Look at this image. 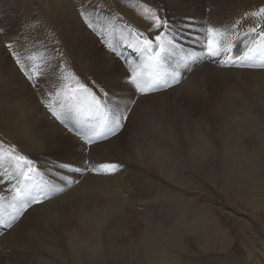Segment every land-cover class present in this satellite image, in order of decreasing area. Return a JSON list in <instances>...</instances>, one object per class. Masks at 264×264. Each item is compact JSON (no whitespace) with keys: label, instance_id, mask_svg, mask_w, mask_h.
I'll use <instances>...</instances> for the list:
<instances>
[{"label":"rangeland","instance_id":"rangeland-1","mask_svg":"<svg viewBox=\"0 0 264 264\" xmlns=\"http://www.w3.org/2000/svg\"><path fill=\"white\" fill-rule=\"evenodd\" d=\"M85 1L94 4L100 9L106 8L118 19H121L122 21H117V25L113 29L123 26V21H125L130 23L138 32L150 34L151 21L145 20L144 17L145 15L150 16L151 12L145 13V5H147L150 9H157L159 14L163 16V13L161 12L162 9L159 7V4L153 2L151 3L149 0ZM203 1L212 10L210 15L212 18L209 21V24L213 26H228L233 19L235 20L237 18H240L248 23H259L264 25V15L260 17L249 16L248 19H242L245 13L258 11L259 8L264 7V0ZM67 2L65 3L63 0H0V29L3 30L0 31V155H6L14 149L15 154H24L28 156V158L30 157L29 159L33 161V167L36 170L29 173V175L33 178L32 181L22 180L23 177H21L18 172L16 173V176L20 177L23 184L37 183L42 185L45 192L49 186H51L50 183H53L50 179L53 171L50 172L49 167H51V161H53L56 156L59 155L72 160L75 164L74 166L80 169H85L88 166L85 165L82 158L77 160L74 158L75 156L73 157L70 153H67L69 149L77 150L80 148L79 142L68 136L71 131L74 133L76 139L78 136L93 135L96 131H101V129L99 127L97 128L95 125L96 123H99V126L101 127L100 117L99 119L96 118L97 116L88 117L81 114L89 109L92 105V100L87 93L79 89V84H84L85 87L90 88L99 98V93L96 90L99 87V89H101V85L104 88L105 82L110 79V77L105 74L95 73L94 76L90 75L86 81L74 80L75 86H72L70 83L72 78H66L67 75L72 76L84 69H87V66L78 63L81 56L86 54L81 53V49H78L75 52L69 50L71 49L70 46L63 44L56 31L48 25L49 17H58L62 15V17H64L62 29L66 32H70L71 34L76 33L77 35H82L79 26L82 23H85L86 20L83 18L79 19L77 24L70 28L69 20L73 19V13L66 10L68 8ZM173 3L177 7L180 4H186L183 0H173ZM230 17L232 18L231 20ZM168 19L173 20L170 16ZM178 19L179 17H176L174 21ZM99 21L101 22V26H103L101 16L99 17ZM124 27L126 29L128 28L130 32H120L122 30L111 32L118 35L117 39L111 40L112 42L110 41L111 37H108V32L110 31H108L104 36L102 35V37L98 29L97 31L95 30V32L94 30L92 31L100 37V42H102L101 44H103L107 50L114 53L123 65L125 63L124 66L129 73H131V70L135 69L141 76L143 74L142 78H144V80H148L150 79L151 69L149 70L143 66L145 58L138 52L134 51L133 48L129 47V44L136 43L135 33L138 32L134 29L130 30L131 26L124 25ZM121 37H124V39L122 40ZM148 38L153 39L155 43V34L154 36ZM128 40L130 42H127ZM9 43H12L13 47L19 48L23 54L22 59L25 63L24 71H31L33 75H38V73L35 72V65L39 66L48 74L45 79L41 80L38 88L33 89L28 83H26L23 72L18 70L19 66L14 63V59L10 56L9 51L6 48V45ZM69 44H71V42ZM87 44H85L84 47H89ZM249 44L252 47H256V44L252 43L250 38ZM242 47L243 46L241 45L238 49H236V51H240ZM50 49H53L54 51ZM125 51L128 52L126 53ZM180 55H182V53H179L178 57ZM102 56L103 55L99 53L97 57L92 58L99 63L107 64L114 68L113 62L106 61L104 58L101 60ZM176 61L177 58L175 56H169L165 62V68L167 69ZM202 72L203 70L194 71V77L191 75V79L186 82V79H184L185 83L182 84L183 86L178 88L180 89V92H173L175 87L168 90H172L169 98L182 103L180 106H182L183 110L189 107L191 103L189 102L190 99H198L196 93H188V90L192 88L191 85H194L197 82L201 74L208 75L211 79H218L215 86L220 88L219 84L221 85L220 95L223 93L222 84L233 80L231 79L233 76L231 73H220V71L216 70ZM193 81L195 83H193ZM106 90L107 89L105 88L102 92L103 97ZM41 100L43 101V104L40 103ZM55 101H57V104ZM49 103L51 104L53 110L61 114L63 117V124L60 123V126L64 129V131H59L57 129V125L54 124L55 121H53L54 117H52L51 113L47 111L46 107H44V105ZM127 115L130 116L129 113ZM72 117L78 118V121L76 120V122L79 124L77 125L79 127H71L73 121L70 118ZM108 119H111V115H108ZM134 119L136 120H132L128 124L129 126H127L124 134L116 138L115 144L109 147H105L106 145L104 146L103 143L96 146L91 145L85 153L81 154V156L83 155L85 158H89L93 164L104 162L120 164L121 162H119V158H123L124 155L131 153L136 154L135 147L139 144L136 137L142 138L144 134L138 133V130L140 129L138 116ZM104 126L103 127L106 131L108 127H111L110 121ZM52 138L58 139V147L45 146L46 141ZM100 139L101 138L97 137L98 142H100ZM103 140L106 139H101V141ZM250 140H255V138ZM110 143L111 142H108V144ZM47 148H50L52 154H50V157L45 154V163L36 160L33 152H38ZM25 150H29L31 152L27 153ZM55 152L57 153L55 154ZM175 156H173L174 159H180L179 156ZM217 157L219 158L221 155H218ZM131 162L132 161L127 158L126 163L129 164ZM37 163L43 166H40ZM9 166L12 167L6 160L3 167ZM149 168L153 167L151 166L147 169ZM182 168L183 167H179V171H182ZM12 169L14 168L12 167ZM214 169L218 171L216 179H213L214 177L207 179L206 177L209 176H205L206 173L204 170L198 171L195 174V179H190L193 172H191L190 168L185 167V178L192 180L195 184L182 188L186 191V193H179L176 195L172 190L168 192L180 199L184 198L191 201L189 210L182 207L178 210V214L183 213L186 210L187 214L196 213V215H205L204 213H207V210L210 211L209 213L216 218L218 223L217 226H221V228L225 229L229 235V243L225 247L216 246L214 248H206L204 240L197 241V234H187V248L181 249L170 246V252L179 256L181 264H264V167L260 168L258 171L259 174H257V176L262 178V193L258 207L254 206L255 202L250 200H245L246 204L243 205V202L241 204L235 199V197H232L227 189L228 187H225V184H222L221 182V167H214ZM132 171H134L133 167H122L121 172L115 174L117 175V181H126L124 183H127V185H142L140 182L141 177H138V174L136 175L135 173H132ZM253 172L255 173V170H253ZM73 174L77 176L76 181H78V183H74L70 189L66 190L67 192L63 196V199L60 198L57 200L59 202L55 201L51 204V206L54 205L53 207L57 209V213L48 212L47 210V213L43 211L45 210V206L47 204H45V200H43V203L33 205L24 213L23 216L19 218L15 224L17 233L0 243V264H18L17 256L15 255H18L22 251H30V249H34L35 246L40 245V242H38L40 236L50 237V242L43 241V243L56 250H62L64 253V256L61 257L62 260L68 264H75L73 261L75 255L73 248L76 246L71 247L70 245L75 236L73 237L71 232H65L64 227L69 224L71 219L77 223L79 218H86L85 221L83 219V223L88 225L86 221L88 220V216L96 211L95 206L92 205L96 200L95 195L91 192V189L94 193L100 195L103 189L99 191L98 187L104 182V180L100 179L102 178L101 175H97L91 171H83L82 173L75 172ZM71 176L72 174L68 175L67 178L70 179ZM38 178L40 180H38ZM97 178L99 179L96 180ZM123 178L125 180H123ZM87 180L94 182V184L88 189V192L85 191V187H82L83 189L80 187ZM171 183L173 185L176 184L175 182ZM253 184L254 178L251 177L247 180V185L252 187ZM128 192L129 190L124 192L123 195ZM137 192H140L139 194L147 193L150 195L147 198L140 197L136 202H134V206L140 210L142 207V202H140V200L142 201V199H145L148 202L149 199L157 198L159 194L155 186H152V188L143 186V189H138ZM12 194L14 193L8 192L6 195ZM237 196L242 199L245 197V195H242L241 193H238ZM168 198L169 200L162 198L161 203L158 201V204L161 205L164 210H166L169 206L168 202L174 200L173 198L176 197ZM98 201L101 203L100 206L107 204L106 202H103L104 198H101ZM10 204L11 202L9 199L4 203V205H0L2 219L10 218L8 215L9 213H12V208L9 206ZM91 207H93V209ZM118 207L121 210L129 207V204L127 201L120 202ZM155 207H157V205ZM164 210L161 212H158L155 209L152 210V208L150 210V215L154 214L152 225L156 226L152 227L155 231H158L159 229L157 228V223L162 221L158 215L160 216L161 213L163 214L165 212ZM117 216L118 215L115 213L110 212L104 218V224L98 226L96 223L101 220L99 221L97 219V221L95 220L96 222L94 221L95 224L93 222L89 224L88 228L91 229L90 233L95 234L97 232H103L102 237L106 240V244L102 253H98V255L96 253L94 258H88L83 264H116L115 255L117 253L116 250L118 249L115 244L116 240L123 245H135L138 243L136 239L137 235H131L133 233L136 234V232L132 229L125 230L126 225H122V223L120 225V221H118ZM110 221L112 223H110ZM143 223V219H140V222L139 219L137 220V226L139 229L143 226V229L145 228ZM79 224L80 222L74 225H78L79 227ZM47 257H49V255H47ZM118 264L145 263H131L127 261V259H124Z\"/></svg>","mask_w":264,"mask_h":264},{"label":"bare ground","instance_id":"bare-ground-1","mask_svg":"<svg viewBox=\"0 0 264 264\" xmlns=\"http://www.w3.org/2000/svg\"><path fill=\"white\" fill-rule=\"evenodd\" d=\"M63 1L65 3L68 1V8L66 10L73 13V19L69 20V27H74V25L77 24V21L82 18L86 20V24L82 23L79 26L82 35H77L76 33L71 34L70 32H66L62 29L64 23V17H62V15L58 17H49L48 25L56 31L62 43L69 45L71 49H68L73 52L81 49V53L93 58L97 57L99 53L102 54L103 56L101 60L104 58L106 61H112L114 67L113 69L120 74L128 71L124 66L125 63L123 65L114 53L107 50L104 45L101 44L102 42H100V37L96 35V33H93L92 30L95 32V30L97 31L98 29L101 37L110 31L108 32V37H111V41L118 38V35L111 33L113 31L122 30L120 32H130L128 28L126 29L124 27V25L131 26L130 30L136 29L130 23L125 21H123V26L113 29L117 25L116 22L121 19H118L106 8L100 9L85 0ZM149 1H151V3L153 2L159 4L164 17L169 18L170 16L173 20L176 19V17H179L178 20H175L176 22L183 21L186 17H192L194 18L196 25L199 26V24L203 21H207L209 24V21L212 18V16H210L212 10L204 3L203 0H183L186 4H180L178 7L174 5L173 0ZM80 12H83L84 16H80ZM100 16L103 21V26H101V22L99 21ZM231 19L232 18L230 17V20ZM238 20L241 21V33L242 31L247 30L248 27H253L256 24H259L248 23L240 18H237L235 20L233 19L230 23L227 22L229 23V28ZM144 35L148 37L154 36L152 32ZM121 39L123 40L124 37H121ZM70 42L71 44H69ZM127 42L130 41L128 40ZM85 44L89 45V47H84ZM184 44L186 48L189 47L187 41H184ZM125 52L127 53L128 51ZM178 55L179 53L175 52L171 56H175L178 60L183 54L179 57ZM175 63H173V65ZM197 70H203V72L216 70L220 71V73H231L233 75L231 79L233 80L226 83L223 81L225 84H222L223 93L220 95L221 85L219 84L220 88L215 86L218 79H211L210 76L201 74L197 82L195 83L193 81L195 84L191 85L192 88L188 90V93H196L198 99H190L189 102L191 103L185 110H183L182 106H180L182 103L169 98L172 91H168L170 88L160 92L151 93L147 96L137 94L136 104L132 105V110L131 113L129 112L130 116H128L127 123L124 121V129L118 132L116 136H109L108 139L103 141H101V139H103L101 138L100 142L92 145L96 146L103 143L104 146L106 145L105 147H109L115 144L116 138L124 134L127 126H129L128 124L132 120H136L134 118L138 116L140 122V129L138 130V133L144 134V136L142 138L136 137V140L139 143L135 147L136 154H127L118 160L122 163L123 167H133L134 171H132V173H135L136 175L138 174V177H141L140 182L142 185H127V183H124L126 181L119 182L116 178L117 175H101L102 178L100 179L104 180V182L98 187L99 191L103 189L101 194L98 195L91 189V192L95 195L96 201H94L95 203L93 202L92 205L95 206L96 211L88 216V220H86L88 225L83 223L84 218H79V220H77V223L80 222L79 227L78 225H74L77 223L73 221V219H71L69 224L64 227L65 232H71L72 236H75L70 244L71 247L76 246L73 248L75 252L73 261L75 264H83L88 258H94L96 253L98 255V253H102L104 251L106 240L102 237L103 232L92 234L90 233L91 229L88 227L91 222L95 224L97 220H101L96 223L98 226L104 224L103 220L110 212L118 215L117 217L118 221H120V225L121 223L122 225H126L125 230L132 229L136 232L135 234L130 231L133 233L131 234L132 236L137 235L136 239L138 242L135 245H123L116 240L115 244L118 248L115 255L116 264L119 262L121 263L124 259H127V261L131 263L181 264L179 256L172 254L169 248L170 246L181 249L187 248V234H197V241L204 240L206 248H214L216 246L225 247L229 243V235L225 229L221 228L219 225L217 226L218 223L216 218L209 213L210 211L207 210V213H204L205 215H196V213L187 214L186 210L183 213L178 214V210L182 207L189 210L191 201L184 198L180 199L168 192L172 190L176 195L179 193H186V191L182 188L195 184L190 179H195V174L201 170L205 171V176H209L206 177L207 179L211 177L216 179L218 171L215 170L214 167H221V182L222 184H225V187H228L227 189L232 197H235V199L241 204L243 202V205L246 204L245 200L255 202L254 206L257 207L260 204L259 200L262 193V178L257 176V174H259L258 171L260 168L264 167V69L221 67L215 63L204 62L196 64L192 67L191 71H184L183 75L185 77L184 79H186L185 82L189 81V79H191V75H193L194 71ZM90 75L94 76V74L88 73V69H84L72 76L67 75L66 78H72L70 83L72 86H75L74 80L86 81ZM73 76L76 78L74 79ZM184 79L180 84L173 85V88L175 87L173 92H180V89L178 88L183 86L182 84L185 83ZM99 88L96 91L99 93V98L101 99L102 104H104L106 101L102 96V92L106 87L104 86L103 88L101 85V89ZM131 94V90L121 93V95L125 96H130ZM56 102L57 101H55V103ZM108 115H111V119H108L111 123L113 118L112 113L109 112ZM74 117L70 118L73 121V124L70 122L71 127H79L77 126L79 124L76 122V120L78 121V118ZM96 118H99V116ZM53 121H55L54 124L57 125V129L59 131H64V129L60 126L61 122L56 121L55 118ZM95 125L97 128L99 127L101 131H105V126L102 128L99 126V123H96ZM68 136L73 140L78 141L72 131ZM253 138H255V140H250ZM108 142L111 143L108 144ZM25 151H27V153L31 152L29 150ZM56 153L57 152H55V154ZM67 153H70L73 157L75 156L74 158L77 160L82 158L80 148L77 150L69 149ZM45 154L50 157V154H52L50 148L33 152L36 160L41 162L45 161ZM218 155H221V157L218 158ZM173 156H179L180 159H174ZM127 158L132 162L127 164ZM37 164L43 166L39 163ZM151 166L153 168L147 169ZM179 167H183L182 171H179ZM185 167L190 168L191 172H193V174H191L192 178H185ZM49 168L50 172L53 171L50 177L53 183H50L51 186H49L46 191L49 198L43 199V196L41 197L45 200V202H43L45 204L47 203L45 210L43 211L46 212L47 210L48 212L57 213V209L53 207L54 205L51 206V204L55 201L59 202L57 200L60 198L63 199V196L67 192L66 190L70 189L74 184L73 183L71 187H67L65 182L76 181L77 176L73 174L75 172H68L64 169L53 168L52 165ZM253 170H255V173ZM16 173V170L12 169L10 166L0 167V176L3 177V179H0V196H4L5 198L3 201H0V205H4V203L9 199L12 203L13 194H6L8 192L14 193L12 186H19L23 180L16 176ZM70 174H72V176L68 179L67 176ZM251 177L254 178V184L252 187H249L247 185V180ZM124 178L123 180H125ZM98 179L99 178L96 180ZM38 180L40 179L38 178ZM171 182H175L176 184L173 185ZM93 184V181L87 180L80 187H85V191L88 192V189ZM143 186L151 188L152 186H155L159 194L155 199L150 197L152 199H149L148 202L145 199H142V201L140 200L143 204H141L142 207L140 210L134 206V202H136L140 197L147 198L150 196L147 193L139 194L140 192H137L138 189H143ZM62 187L65 190L61 192L59 189ZM127 190H129V192L123 195V193ZM238 193L245 195V197L243 199L238 197ZM168 197L176 198H173L174 200L168 202L169 206L166 210H164L163 207L158 204V201L161 203L162 198L169 200ZM101 198H104L103 202H106L107 204L100 206L101 203L98 200ZM124 201L128 202L129 207L126 208L129 209L124 208L120 210L118 204ZM156 205L157 207H155ZM91 208L93 209V207ZM151 208L152 210L155 209L158 212H161L162 210L165 211L163 214L161 213L160 216L158 215V217L162 220L161 222H156L157 228H159L158 231L153 229L156 225H152L154 214L150 215ZM1 213L2 212L0 210V220L7 221L10 219H2ZM138 219L139 222L140 219L144 220V229V226L140 229L138 228ZM110 223L112 222L110 221ZM15 224L11 229H9L6 228L3 223H0V243L17 233ZM49 238L50 237L48 236H40L38 240L40 245L35 246V248L30 249V251H22L18 255H15L17 256V263L68 264L61 258L64 256L62 250H56L43 243V241L50 242L51 239ZM46 254L49 255V257H47Z\"/></svg>","mask_w":264,"mask_h":264},{"label":"snow or ice","instance_id":"snow-or-ice-1","mask_svg":"<svg viewBox=\"0 0 264 264\" xmlns=\"http://www.w3.org/2000/svg\"><path fill=\"white\" fill-rule=\"evenodd\" d=\"M147 12H151V15H145L144 18L151 21L150 32L155 34V43L143 33H137L135 34L136 43L129 44V47L145 58L143 66L151 69L150 79L144 80L135 69L131 73L125 71L120 74L111 66L99 63L87 55L81 56L78 61L79 64L87 66L89 74L101 73L110 77L105 82L107 90L104 92L106 101L104 104L90 88L85 87L84 84H79V89L87 93L92 100V105L82 115L99 116L102 128L109 123V112L112 113L113 117L111 127L106 131H96L93 135L77 137L82 154L88 150L89 146L98 143L97 137L108 139L109 136H116L125 127L124 121H127V114L131 112L132 105L136 103L137 94L147 96L180 84L185 78L184 71H191L196 64L211 62L221 67L264 69V26L261 24L248 27L241 34L240 20L232 24L230 28L229 26H213L207 21H203L197 26L192 17H186L183 21L176 22L159 14L157 9H150L145 5V13ZM79 15L84 16V13L80 12ZM262 15H264V7L259 8L258 11L245 13L242 19ZM0 31L3 30L0 29ZM249 38L252 43L256 44V47L249 44ZM184 41L188 42L189 47H185ZM241 45L243 46L242 49L236 51ZM6 48L14 59V63L19 66L18 70L23 72L26 83L33 89L38 88L41 80L45 79L48 74L35 65V72L38 75H33L31 71H24L25 63L20 49L13 47L12 43L7 44ZM175 52L183 55L174 65L166 69L165 62ZM73 78L76 77L73 76ZM127 90H131L130 96L121 95ZM40 103L43 104V101L41 100ZM44 107L56 121H61L63 124V117L53 110L50 103ZM45 146L58 147L59 141L57 138H52L46 141ZM82 159L85 165H88L85 169L75 167L72 160L59 155L51 163L53 168L64 169L68 172L91 171L97 175L106 176H113L121 172L123 167L119 163L111 162L93 164L89 158H85L83 155ZM6 160L23 177V180L32 181L33 178L29 173L36 170L33 167V161L28 156L15 154L13 149L6 155H0V167L4 166ZM0 179L3 177L0 176ZM65 183L67 187H71L73 183H78V181H66ZM12 187L14 194L12 195V203L9 205L12 208V213L8 214L10 219L7 221L0 220V223L9 229L30 207L41 204L43 199L49 198L43 186L37 183L23 184L21 182L19 186L13 185ZM64 190L63 187L59 189L61 192ZM4 199V196H0V201Z\"/></svg>","mask_w":264,"mask_h":264}]
</instances>
